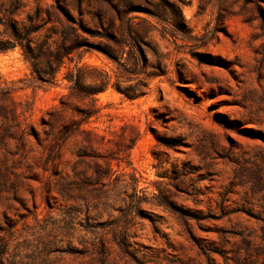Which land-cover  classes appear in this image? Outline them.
Segmentation results:
<instances>
[{"label":"rangeland","instance_id":"rangeland-1","mask_svg":"<svg viewBox=\"0 0 264 264\" xmlns=\"http://www.w3.org/2000/svg\"><path fill=\"white\" fill-rule=\"evenodd\" d=\"M0 264H264V0H0Z\"/></svg>","mask_w":264,"mask_h":264},{"label":"trees","instance_id":"trees-1","mask_svg":"<svg viewBox=\"0 0 264 264\" xmlns=\"http://www.w3.org/2000/svg\"><path fill=\"white\" fill-rule=\"evenodd\" d=\"M64 15L68 18V23H67V31L64 32V36L62 39V42L58 45L57 50L55 52L50 51L47 55V59L50 60L51 63L55 64V69L51 72H46L42 68V64L40 63L39 55L33 56V72L37 75H49L54 77L55 74L58 72L61 66L65 64V59H69V55L73 52L74 49L79 47L78 41L80 39L79 33L77 32V25L81 28L84 29L82 24L77 22L75 18H73L71 15H69L67 12H63ZM30 22L32 23V19H29ZM24 28V27H23ZM35 30L29 29V28H24L22 31V35L16 36V42L22 47V49L25 51V45L22 44V41L26 40L27 45H29L30 42V35L34 32ZM30 59V58H29ZM68 81L72 82L73 84V89L79 91L81 88L79 87L80 79L79 77L75 76L73 74V70L68 69L67 74L64 76ZM103 88H100L96 91H93L92 93L100 92L102 91Z\"/></svg>","mask_w":264,"mask_h":264}]
</instances>
